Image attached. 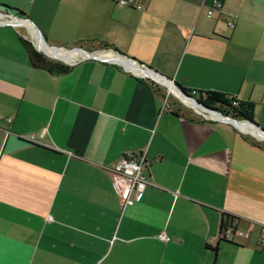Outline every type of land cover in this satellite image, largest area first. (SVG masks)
I'll return each instance as SVG.
<instances>
[{"label":"crops","instance_id":"0c3cea01","mask_svg":"<svg viewBox=\"0 0 264 264\" xmlns=\"http://www.w3.org/2000/svg\"><path fill=\"white\" fill-rule=\"evenodd\" d=\"M210 1L0 0L27 20L0 23V264H264V138L115 61L230 94L264 130V0H218L207 17ZM34 34L96 53L48 54L68 66L48 72L19 40L41 52ZM133 155L148 184L121 213L109 169ZM222 213L248 236L219 241Z\"/></svg>","mask_w":264,"mask_h":264},{"label":"built area","instance_id":"2783aa9c","mask_svg":"<svg viewBox=\"0 0 264 264\" xmlns=\"http://www.w3.org/2000/svg\"><path fill=\"white\" fill-rule=\"evenodd\" d=\"M116 3L123 6H130L137 10L141 9V5L139 3H135V0H116ZM204 5V4H203ZM221 8V3L218 0L210 1V4L205 9V15L210 17L213 14L214 10H219ZM0 23L11 20V17L4 12L0 11ZM18 22H23L21 19H15ZM228 26L232 27V21H229ZM34 38L38 40L40 48H44L41 40L38 39L36 34H34ZM235 103V102H234ZM194 111L198 112L203 119L205 120H219V118L212 116L211 112H200L193 108ZM240 121V120H239ZM240 124H243L239 122ZM248 132V130H245ZM144 160L140 155H133L127 157H120L114 165L109 169V173L111 175V185L114 193L117 195L119 200L120 212L122 213L125 208L131 206L133 203L137 202L142 194L143 189L148 184L146 179V175L143 172ZM46 219H50L49 216ZM221 237L231 240L233 237H244L248 236V232L239 231L232 227H224L221 230ZM158 238L165 242L166 237L164 234H159ZM258 242L261 245H264V229L258 232Z\"/></svg>","mask_w":264,"mask_h":264},{"label":"trees","instance_id":"16d2710c","mask_svg":"<svg viewBox=\"0 0 264 264\" xmlns=\"http://www.w3.org/2000/svg\"><path fill=\"white\" fill-rule=\"evenodd\" d=\"M1 12H5V10ZM19 40L27 55L29 63L33 67H38L48 72H54V73L65 72L67 70V67H68L67 65H64L58 61L49 59L47 56L42 54L40 51H37L36 49H34L29 41L22 39V38H19ZM97 46L105 47V44L101 43V44H97ZM91 47H95V46H91ZM149 85L152 87L154 92H158L159 87L157 85L153 84L151 81H149ZM176 85L188 95L196 98L200 104H202L208 109L215 110L224 116H227V117H230L236 120L252 121L250 104L243 103L237 100L236 97L230 94L220 93L216 91H197V90L184 88L178 84ZM245 137L249 138L246 135ZM233 219H237V218L230 214H226V213L221 214L219 230H218V240L219 241L226 242V243L231 242V240H227L221 237L220 234H221L222 228L226 226L231 227V223Z\"/></svg>","mask_w":264,"mask_h":264},{"label":"water","instance_id":"95a60500","mask_svg":"<svg viewBox=\"0 0 264 264\" xmlns=\"http://www.w3.org/2000/svg\"><path fill=\"white\" fill-rule=\"evenodd\" d=\"M1 10H5V8L3 7H0ZM6 11V10H5ZM11 17V20L9 21H5V22H10V23H15V24H19L18 21H16L15 19H21L23 20V22H27V20L23 19V18H19L17 16H14V15H9ZM32 25V24H31ZM33 26V25H32ZM40 39H41V43L42 45L44 46V48H41V52L45 55V56H48V53H47V50L45 49L46 48H53V49H63V50H78V51H81L82 54H86V55H90V56H93L96 52L93 51V50H85V49H82L80 47H72V48H65V47H54V46H49L45 43L44 39L40 36ZM81 55V54H79ZM116 62H120L121 64H124L122 61H124L125 63H128L142 71H144V74H146L148 77H151V79L156 82V84H160L162 85L163 87L166 88V90L168 92H170L171 94L175 95L180 101H182L183 103L185 102L184 100H182L179 96H182L183 98L185 99H188L190 101H192L198 108V111L200 112H212L216 115H218L219 117L225 119L224 121L231 124L232 126H235V123L234 122H241L243 124H245L246 127H248L250 130L247 132L251 135H255V136H259V137H263L264 138V130L262 128H259L257 124H255L253 121H239V120H236V119H233V118H230V117H227V116H224L222 115L221 113L215 111V110H211V109H208L206 108L205 106H203L202 104H200L198 102V100L196 98H194L193 96H190L188 95L187 93H185L182 89H180L175 83H173L169 78L161 75L160 73L152 70L149 66L145 65V64H142V63H139L137 62L136 60L132 59V58H128V57H125V56H119V59H115ZM125 65V64H124ZM158 78L159 80H162V81H165V82H168L169 85L171 86L172 90H169L168 86H166L162 81H158L156 80L154 77ZM173 91H176L178 94H175ZM193 108V107H192ZM219 120H221L219 118ZM227 120V121H226ZM222 121V120H221Z\"/></svg>","mask_w":264,"mask_h":264},{"label":"bare ground","instance_id":"6f19581e","mask_svg":"<svg viewBox=\"0 0 264 264\" xmlns=\"http://www.w3.org/2000/svg\"><path fill=\"white\" fill-rule=\"evenodd\" d=\"M2 16L0 15V18H1ZM19 24H22V22H18ZM31 27V26H30ZM32 28V27H31ZM33 29V28H32ZM30 30V29H29ZM44 47V46H43ZM51 49H53V48H51ZM54 50H61V49H54ZM65 51H67V52H77V53H79V54H82V52L81 51H78V50H65ZM48 53V52H47ZM51 57H53V58H56V59H61V58H57V57H54L53 55H51L50 53H48ZM124 64H125V66H127V67H129V68H132L133 70H138L139 71V69L138 68H136V67H134V66H132V65H130V64H128V63H125L124 61H122ZM154 77V76H153ZM156 80H158V81H162V80H159L158 78H156V77H154ZM166 86H168V88H169V90H172V88H171V86L169 85V83L168 82H165V81H162ZM175 94H178L176 91H173ZM182 100H184L185 102H184V104H186V105H188L189 107H193L194 109H196V110H198V108H197V106L192 102V101H190V100H188V99H185V98H183L182 96H179ZM212 116H215V117H217V118H220L222 121H224L225 119H223V118H221V117H219L218 115H216V114H214V113H210ZM227 121V120H226ZM225 122V121H224ZM235 123V125H236V127H243V128H246L245 130H250L248 127H246L245 126V124H240L239 122H234ZM241 129V128H240ZM241 130H243V129H241Z\"/></svg>","mask_w":264,"mask_h":264},{"label":"rangeland","instance_id":"374dc122","mask_svg":"<svg viewBox=\"0 0 264 264\" xmlns=\"http://www.w3.org/2000/svg\"><path fill=\"white\" fill-rule=\"evenodd\" d=\"M4 13H5V12H4ZM7 14H8V13H7ZM28 28H29V27H28ZM20 29L24 32V29H23V28H20ZM29 29H30V28H29ZM45 49L47 50V52L51 53L52 55H54V56L58 55V56H60V57H63L65 60H69V59L74 58V57H76L77 55H79V54H68L67 52H64V51L51 50V49H47L46 47H45ZM159 86H160V85H159ZM160 87L162 88V90H165L164 87H162V86H160ZM165 91H166V90H165ZM167 94H169V95L171 96V98H173V100H174L178 105L182 106V107L185 108L186 110L190 109L189 106L185 105V104H184L182 101H180L175 95L170 94V92L167 93ZM191 109H193V108L191 107Z\"/></svg>","mask_w":264,"mask_h":264}]
</instances>
